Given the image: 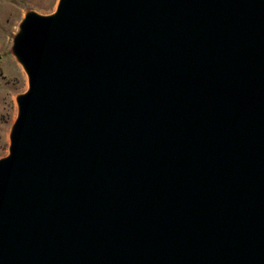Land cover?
I'll return each instance as SVG.
<instances>
[{"label":"water","instance_id":"water-1","mask_svg":"<svg viewBox=\"0 0 264 264\" xmlns=\"http://www.w3.org/2000/svg\"><path fill=\"white\" fill-rule=\"evenodd\" d=\"M10 49L0 264H264V0H57Z\"/></svg>","mask_w":264,"mask_h":264},{"label":"rangeland","instance_id":"rangeland-1","mask_svg":"<svg viewBox=\"0 0 264 264\" xmlns=\"http://www.w3.org/2000/svg\"><path fill=\"white\" fill-rule=\"evenodd\" d=\"M57 0H0V157L7 153L8 131L16 114L15 95L27 87L24 71L11 53L12 36L27 9L52 11Z\"/></svg>","mask_w":264,"mask_h":264}]
</instances>
